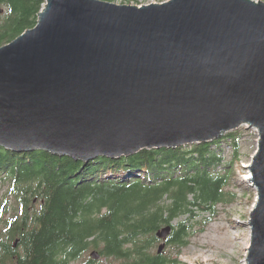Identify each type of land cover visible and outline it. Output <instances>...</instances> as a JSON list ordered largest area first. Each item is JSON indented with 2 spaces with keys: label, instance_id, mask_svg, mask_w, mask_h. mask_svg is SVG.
<instances>
[{
  "label": "water",
  "instance_id": "95a60500",
  "mask_svg": "<svg viewBox=\"0 0 264 264\" xmlns=\"http://www.w3.org/2000/svg\"><path fill=\"white\" fill-rule=\"evenodd\" d=\"M242 127L259 135L246 264H264V2L46 0L35 28L0 48L1 148L88 162Z\"/></svg>",
  "mask_w": 264,
  "mask_h": 264
},
{
  "label": "trees",
  "instance_id": "16d2710c",
  "mask_svg": "<svg viewBox=\"0 0 264 264\" xmlns=\"http://www.w3.org/2000/svg\"><path fill=\"white\" fill-rule=\"evenodd\" d=\"M45 4L0 0V48L35 28ZM238 134L88 162L0 147V177L11 180L17 205L9 218L8 201L0 207V264H180L154 252L157 234L172 227L166 244L180 251L194 235L195 210L214 216L233 203L226 189L239 163ZM224 144L233 151L230 166Z\"/></svg>",
  "mask_w": 264,
  "mask_h": 264
},
{
  "label": "rangeland",
  "instance_id": "374dc122",
  "mask_svg": "<svg viewBox=\"0 0 264 264\" xmlns=\"http://www.w3.org/2000/svg\"><path fill=\"white\" fill-rule=\"evenodd\" d=\"M166 1L168 0H136L132 2L114 0L112 3L146 6ZM255 1L264 2V0ZM238 133L239 163H236L235 175L231 178L226 189L233 194L234 201L232 204L219 205L214 216L200 209L194 211L195 223L191 222V225L194 224V235L190 238L189 246L179 251L178 248L166 244L162 251L164 255L168 254L174 260H178L180 264H246L248 249L251 244V230L246 223L250 220L257 199V192L245 177L250 174L248 168L258 149L259 135L254 129L250 130L246 127L240 128ZM223 150L224 164L230 166L233 158L230 144H224ZM11 187L10 179L0 177V207L2 203L8 201V206L11 208L7 218L13 216L15 206H17L15 196L10 195ZM188 218V216H184L174 221V225L178 226L180 220L185 221ZM164 242L166 241L160 240L154 252H158L160 245ZM93 252L88 254L89 257ZM103 263L108 264L105 260Z\"/></svg>",
  "mask_w": 264,
  "mask_h": 264
},
{
  "label": "bare ground",
  "instance_id": "6f19581e",
  "mask_svg": "<svg viewBox=\"0 0 264 264\" xmlns=\"http://www.w3.org/2000/svg\"><path fill=\"white\" fill-rule=\"evenodd\" d=\"M245 179H247V181H250V177H249V174L245 177ZM250 184V182H249ZM251 185V184H250Z\"/></svg>",
  "mask_w": 264,
  "mask_h": 264
}]
</instances>
